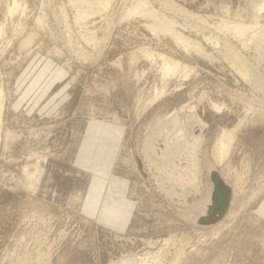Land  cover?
Returning <instances> with one entry per match:
<instances>
[{
	"label": "rangeland",
	"instance_id": "374dc122",
	"mask_svg": "<svg viewBox=\"0 0 264 264\" xmlns=\"http://www.w3.org/2000/svg\"><path fill=\"white\" fill-rule=\"evenodd\" d=\"M88 1L77 12L68 0H0V264H264L263 0H146L185 48L149 31L153 17L129 15L137 0ZM163 62L176 72L162 78ZM173 109L204 126L197 176L160 163ZM239 120L218 163L217 134ZM24 168L39 175L33 188ZM212 169L230 203L215 224L193 223ZM119 191L125 222L102 208Z\"/></svg>",
	"mask_w": 264,
	"mask_h": 264
},
{
	"label": "bare ground",
	"instance_id": "6f19581e",
	"mask_svg": "<svg viewBox=\"0 0 264 264\" xmlns=\"http://www.w3.org/2000/svg\"><path fill=\"white\" fill-rule=\"evenodd\" d=\"M70 1L71 3V6L72 4L74 5L73 7H76L75 10L77 12L81 11V10H78L82 7V5L86 3V0H68ZM88 1V0H87ZM98 1L97 3L95 2V4L98 5V8L101 7L102 10L105 8V7H108L109 5V0H96ZM136 1V0H135ZM89 2V1H88ZM90 2H93L90 0ZM13 3V2H12ZM89 4V3H88ZM91 4V3H90ZM133 4V3H132ZM131 4V5H132ZM13 5H16V3H13ZM148 5V4H147ZM146 5V0H137L135 5H133L134 7L131 8V10H127V12L129 13V15H131V13H140V14H144L146 16V14L149 16H151V18L153 17L154 21L152 23H149V25H146L149 27V31L150 29L152 31H157V30H163L165 34V32H168V34H171L169 36L173 37V39L176 40V43L178 42L180 45L184 46L183 48H185L188 44H187V41L185 39L184 36H182L181 34L177 33L178 31H172L171 26H166V25H158L156 22L157 21H160L157 19V16H156V12L152 9V10H148L147 9V6ZM90 6V5H89ZM13 6H10V9L12 8ZM83 7H88V5L86 6H83ZM91 7V6H90ZM146 7V9H145ZM78 8V9H77ZM13 9L15 10V8L13 7ZM87 9H90V13H91V8H87ZM85 9V10H87ZM107 9V8H106ZM130 9V8H129ZM84 10V9H83ZM84 10V13L86 14ZM105 10V9H104ZM258 10H264V0L263 2H261V5L260 7L258 8ZM13 12L12 9L10 11V13ZM83 12V11H82ZM87 12V14L89 13ZM95 12V11H93ZM126 12V13H127ZM155 12V13H154ZM97 13V11H96ZM128 13L125 15V16H129ZM77 14V13H75ZM86 14V16H87ZM132 14V15H134ZM263 14V13H262ZM83 14H77V16L74 15V17L77 18V20H81L82 18L85 19V15ZM89 16V14H88ZM87 16V17H88ZM91 16V14H90ZM143 16V17H145ZM86 17V18H87ZM79 20V21H80ZM86 20V19H85ZM76 21V20H75ZM77 22V21H76ZM77 23H80V22H77ZM147 24V23H146ZM83 25V24H82ZM80 26V25H79ZM173 28V27H172ZM147 29V28H146ZM236 30V29H235ZM163 31H160L161 33ZM238 31V30H236ZM159 32V33H160ZM170 32V33H169ZM156 33V32H155ZM158 33V32H157ZM173 35V36H172ZM93 39V38H92ZM146 52H143L144 55H148V54H145ZM150 55V53H149ZM148 55V56H149ZM147 57V56H146ZM176 69H177V65L174 64V63H168V62H163L162 64V67H160V70H161V77L162 76H168L169 74H174L176 72ZM159 70V71H160ZM163 78V77H162ZM162 92V91H161ZM159 92V90L155 91L154 92V95L152 98H150V102L152 103V100L154 99H157L158 95L161 93ZM3 93L0 91V139H1V125H2V110H3V101H2V95ZM149 102V103H150ZM218 108V107H216ZM177 111H175L174 109L169 112L167 115H165V117L163 118V120L160 122L159 124V128H158V139H157V144L160 143L163 147V152H164V155L161 154V155H157L160 156V163L161 164H164V167L165 166H169L168 168L171 167V173L173 172L172 176H174V174L176 176H181L182 172L185 173L187 171L192 170L190 173V175L192 174V176H195L196 173H198L199 171V158H198V150L200 148V145H201V142H202V126L199 124V123H194L192 125L190 124H185L181 121L178 120L177 118ZM241 124V121L239 120L233 127L232 129H229V130H225V129H220L219 133L217 134V137L213 143V152L215 154V159L218 163L222 162V160H224V158L226 157V155L228 154L229 152V149H230V145L232 143V140H233V136H234V132L236 131V129L240 126ZM158 126V124H157ZM204 127V126H203ZM157 136V135H156ZM188 137L191 138V143L188 141ZM148 141V139H147ZM150 141V140H149ZM146 142V140H145ZM4 143V142H3ZM154 143V142H152ZM148 142L145 143V148H142L144 149V154L142 156V158L139 160V163L142 165H146V167L149 169L155 168V165L156 163L153 162V159L151 158V155L148 154L150 153L149 151H151L153 153V151L151 150V147L150 149L148 150ZM154 146V144H152ZM151 146V145H150ZM159 146V145H158ZM156 147V146H155ZM161 149V148H160ZM148 151V153H147ZM161 151V150H160ZM162 153V152H161ZM33 155V154H32ZM154 155V154H153ZM35 156V155H34ZM155 156V155H154ZM156 156V157H158ZM43 157V156H42ZM28 159V158H27ZM155 159V158H154ZM45 160V158H44ZM157 161V159H155ZM154 160V161H155ZM155 161V162H156ZM40 162V161H39ZM160 164V165H161ZM158 165V164H157ZM34 166V165H33ZM28 167V165H27ZM36 167V166H35ZM163 168V166H162ZM192 168V169H191ZM35 169V168H34ZM39 169V168H38ZM166 169V168H165ZM24 172H26V175L27 177H29L28 179L32 178V180L30 179L28 184L30 187L31 186H34L36 185L37 183V180H38V176L35 177L34 173H29L26 168L23 169ZM170 170V169H168ZM167 170V171H168ZM214 170V169H212ZM210 170V172L212 171ZM216 171V170H215ZM39 172V171H38ZM151 172V171H150ZM161 172V171H160ZM200 172V171H199ZM209 172V173H210ZM217 172V171H216ZM218 173V172H217ZM152 174V173H151ZM168 174V173H167ZM186 174V173H185ZM24 175V174H23ZM153 175V174H152ZM157 175V174H156ZM164 175V174H163ZM187 175V174H186ZM198 175V174H197ZM196 175V176H197ZM154 176V175H153ZM158 176V175H157ZM166 176V175H165ZM169 176V175H168ZM171 176V175H170ZM220 176V175H219ZM156 177V176H155ZM168 178V177H167ZM166 178V179H167ZM172 178V177H171ZM188 178V177H187ZM190 178V177H189ZM158 179V178H157ZM169 179V178H168ZM222 179V178H221ZM27 180V179H26ZM156 180V179H155ZM161 180V179H160ZM174 180V179H173ZM185 180V179H184ZM194 180V177L192 178L191 181ZM156 181H159V180H156ZM163 181V180H162ZM161 181V182H162ZM160 182V183H161ZM177 182V181H176ZM187 182H190V181H187ZM211 182V181H210ZM224 182V181H223ZM156 183V182H155ZM186 183V181H185ZM192 183V182H191ZM158 184V183H157ZM212 184V183H211ZM163 185V184H162ZM186 185V184H185ZM183 186V185H182ZM174 187V186H173ZM33 188V187H31ZM159 189V188H158ZM180 189V188H179ZM165 190V189H164ZM188 191V189H187ZM165 192V191H164ZM175 192V191H174ZM170 193V192H168ZM212 189L210 191V193L206 196L205 200H203L202 203L198 204V205H195L193 208H192V214H191V220L194 222L197 221V219L204 215L206 213V210L208 208V206L210 205L211 201H212ZM210 196V197H209ZM172 197V196H171ZM184 199V198H183ZM230 199H231V191H230ZM209 202V203H208ZM208 203V204H207ZM230 203V202H229ZM190 213V212H189Z\"/></svg>",
	"mask_w": 264,
	"mask_h": 264
},
{
	"label": "water",
	"instance_id": "95a60500",
	"mask_svg": "<svg viewBox=\"0 0 264 264\" xmlns=\"http://www.w3.org/2000/svg\"><path fill=\"white\" fill-rule=\"evenodd\" d=\"M209 179L212 183V201L206 213L196 221L202 225H211L218 222L226 213L230 202V188L215 170L209 173Z\"/></svg>",
	"mask_w": 264,
	"mask_h": 264
},
{
	"label": "crops",
	"instance_id": "0c3cea01",
	"mask_svg": "<svg viewBox=\"0 0 264 264\" xmlns=\"http://www.w3.org/2000/svg\"><path fill=\"white\" fill-rule=\"evenodd\" d=\"M89 130V129H88ZM91 130V129H90ZM98 178H99V180L100 179H102L103 177L102 176H99V175H96ZM107 179V178H106ZM111 181V180H110ZM107 191V194L106 195H108L109 194V196L113 193V191H112V189L111 190H106ZM112 196V195H111ZM110 196V197H111ZM115 198H116V196H115ZM121 198H122V192L121 191H119L118 192V194H117V200H115L114 198H113V200H114V205H110V204H107V205H105V197H104V204H103V212H106L108 215L107 216H109V217H111V218H116V217H119L120 219H121V221L122 222H125V219H126V212H125V210H123V203L124 204H126L127 205V203L126 202H121L122 200H121ZM121 208V209H120ZM127 208V206L124 208V209H126Z\"/></svg>",
	"mask_w": 264,
	"mask_h": 264
}]
</instances>
